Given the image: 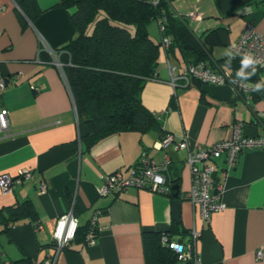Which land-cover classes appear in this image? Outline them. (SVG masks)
<instances>
[{"label": "crops", "instance_id": "crops-1", "mask_svg": "<svg viewBox=\"0 0 264 264\" xmlns=\"http://www.w3.org/2000/svg\"><path fill=\"white\" fill-rule=\"evenodd\" d=\"M22 1L0 0V78L9 79L0 89V106L9 112V134L0 132V174L27 169L31 178L9 193L0 190V211L30 200L37 219L10 223L8 229L0 221V264H45L49 258L53 264H145L143 233L170 229L169 239L180 243L196 232L199 264H264V152L244 150L232 165L224 154L208 162L215 183L222 185L219 197L225 207L204 224L199 206L186 197L191 187L188 150L158 146L163 133H171L195 151L231 138L237 124L243 135L264 136V91L252 99L228 83L178 81L174 87L168 64L178 71L195 63L194 56L178 48L169 51L160 29L147 26L150 38L160 43V54L156 76L145 82L140 98L160 129L114 133L87 149L59 57V49L76 36L74 8L59 6V0H33L25 10ZM172 1L177 16H200L188 20L194 22L190 28L196 37L214 31L216 43L204 61L212 69H230L225 50L247 22L264 34V0ZM256 75L264 80V64ZM142 152L157 164L169 156L163 174L171 188L179 186V221L173 218L172 194L135 187L99 194L104 174L119 170L128 176ZM41 182L45 192L38 187ZM68 211L78 221L79 237L58 250L53 232L57 218ZM94 214L95 241L86 244L82 236ZM187 262L177 264H194L193 259Z\"/></svg>", "mask_w": 264, "mask_h": 264}, {"label": "trees", "instance_id": "trees-1", "mask_svg": "<svg viewBox=\"0 0 264 264\" xmlns=\"http://www.w3.org/2000/svg\"><path fill=\"white\" fill-rule=\"evenodd\" d=\"M32 4L33 0H23L22 8L27 10ZM59 6L74 8L71 21L76 36L59 49V57L87 149L114 133L160 129L156 115L140 98L145 82L156 76L160 54V43L147 31L150 22L159 20L164 26L161 35L170 39L169 51L178 48L182 55L192 54V62L207 61L210 46L216 43L214 31L203 39L196 37L188 20L174 13L171 0H162L157 6L143 0H59ZM224 63L229 65L227 58ZM237 65L240 61L233 59L231 66ZM258 81L255 74L249 82ZM262 92L249 90V95L256 99ZM26 219H37L30 200L0 211L5 229ZM173 231L143 233L145 264L179 263L172 249L161 243L162 234L170 240ZM77 237L78 227L74 239Z\"/></svg>", "mask_w": 264, "mask_h": 264}, {"label": "built area", "instance_id": "built-area-1", "mask_svg": "<svg viewBox=\"0 0 264 264\" xmlns=\"http://www.w3.org/2000/svg\"><path fill=\"white\" fill-rule=\"evenodd\" d=\"M144 2L157 6L162 0H143ZM4 9L0 5V11ZM187 20H199L200 16L196 13H187L183 15ZM160 32L164 29L162 23L157 20ZM162 45L169 46L170 39L167 36L162 37ZM235 46V47H232ZM229 48L234 53H238L235 59L240 61V54L252 53L260 58V67L264 64V34L260 33L252 22H247L238 38L230 44ZM58 63V62H57ZM61 65V63H58ZM240 65L231 66L229 70L218 71L212 69L204 61L190 63L181 70H176V66L168 64L171 84L176 87L178 81L184 85L190 84L192 80H198L203 83L221 85L228 83L235 92L249 93L251 84L249 81L245 84L233 82L236 79V72ZM15 79V78H14ZM9 79L0 78V89L2 90ZM13 80V79H11ZM8 110L0 106V132L8 135ZM159 148L172 147L174 150L187 149V164L190 169L191 187L186 194L187 199L194 205L199 206L201 218L204 224H208L212 213L222 210L225 204L220 200L219 194L222 191V185L215 183L213 176V167L208 163L225 155L226 161L232 165L236 156L244 150H259L264 152V136H246L242 134L239 124L234 126L233 135L226 140L217 141L212 145L203 146L195 151L189 149L188 141L185 138L176 139L171 133L163 135L158 142ZM170 162L169 156H165L161 164H157L146 152H142L137 165L132 168L131 173L124 177L119 170L102 176V186L99 189L100 195H107L112 192H120L127 187L147 189L161 194H171V184L166 181L163 174L165 167ZM31 178V172L27 169H21L16 175L7 173L0 174V190L3 193H9L16 184L23 179ZM41 192L46 191L45 183L38 185ZM97 214L91 218V223L85 237L86 244H93L95 241L94 222ZM78 227V221L71 211L60 215L57 218L53 238L56 242V248H63L67 242L72 240ZM41 229V224L36 225ZM196 232H192L191 240L186 243L174 242L168 240L165 234L161 236V243L168 245L177 255L180 262L185 263L190 259L194 264H199L197 255L194 252ZM258 258L262 257L261 251L256 253ZM55 257V256H54ZM54 258L47 259L45 264H53Z\"/></svg>", "mask_w": 264, "mask_h": 264}, {"label": "clouds", "instance_id": "clouds-1", "mask_svg": "<svg viewBox=\"0 0 264 264\" xmlns=\"http://www.w3.org/2000/svg\"><path fill=\"white\" fill-rule=\"evenodd\" d=\"M235 47V46H232ZM238 53H234L231 48L226 49L224 55L227 57V63L231 65L233 59H235ZM260 64V58L254 56L252 53H243L240 54V67L236 72L235 82L240 84H245L251 80V77L256 74L257 65ZM248 87L253 92L264 91V80H260L254 84H249Z\"/></svg>", "mask_w": 264, "mask_h": 264}, {"label": "water", "instance_id": "water-1", "mask_svg": "<svg viewBox=\"0 0 264 264\" xmlns=\"http://www.w3.org/2000/svg\"><path fill=\"white\" fill-rule=\"evenodd\" d=\"M172 189L174 192L172 193L173 201H172V213H173V218L175 221H179V216H180V206L179 202L177 200L178 198V193H179V186L178 185H173Z\"/></svg>", "mask_w": 264, "mask_h": 264}, {"label": "rangeland", "instance_id": "rangeland-1", "mask_svg": "<svg viewBox=\"0 0 264 264\" xmlns=\"http://www.w3.org/2000/svg\"><path fill=\"white\" fill-rule=\"evenodd\" d=\"M173 1H172V3H173ZM180 1L183 2V0H180ZM189 26L190 27H194V22L193 21H191V22L189 21ZM202 27L204 28L205 27V24ZM148 28H149L150 31H151V29L156 30V28H157V30H159L157 21L156 20H153L152 22H150V24L148 25Z\"/></svg>", "mask_w": 264, "mask_h": 264}]
</instances>
